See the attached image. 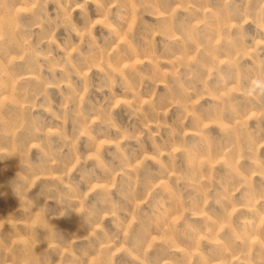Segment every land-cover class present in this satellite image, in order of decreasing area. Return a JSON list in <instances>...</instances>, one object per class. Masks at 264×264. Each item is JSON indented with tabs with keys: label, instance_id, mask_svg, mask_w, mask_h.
Instances as JSON below:
<instances>
[{
	"label": "rangeland",
	"instance_id": "374dc122",
	"mask_svg": "<svg viewBox=\"0 0 264 264\" xmlns=\"http://www.w3.org/2000/svg\"><path fill=\"white\" fill-rule=\"evenodd\" d=\"M0 264H264V0H0Z\"/></svg>",
	"mask_w": 264,
	"mask_h": 264
}]
</instances>
